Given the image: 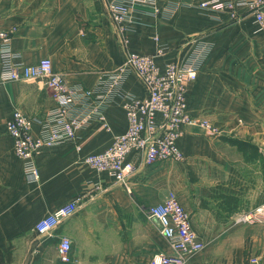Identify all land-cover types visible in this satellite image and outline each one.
<instances>
[{
    "label": "crops",
    "instance_id": "obj_1",
    "mask_svg": "<svg viewBox=\"0 0 264 264\" xmlns=\"http://www.w3.org/2000/svg\"><path fill=\"white\" fill-rule=\"evenodd\" d=\"M201 1L160 0L166 8L161 17L143 6L128 33L131 49L140 53L153 54L163 44L161 64L200 59L188 110L210 119L219 133L207 136L200 127L185 126L178 140L182 161L146 165L135 157L125 184L84 162L126 130L121 97L101 103L107 126L94 111L96 93L74 106L72 115L91 114L89 123L77 130L75 141L43 148L36 156L39 180L29 182L6 122L15 108L43 119L56 105L55 92L43 80L0 81V264H146L155 253L172 251L147 213L170 190L206 244L189 254L186 264H245L251 255L264 256V226L235 221L264 204V30L245 7L239 18H231L201 8ZM0 28L11 32V47L21 61L50 58L68 84L85 89L96 90L101 72L125 61L104 0H0ZM122 91L146 96L132 71ZM226 138L257 145L256 156L247 158ZM73 199H78L76 212L53 234H39L37 224ZM62 236L72 240L69 262L57 251Z\"/></svg>",
    "mask_w": 264,
    "mask_h": 264
},
{
    "label": "built area",
    "instance_id": "obj_2",
    "mask_svg": "<svg viewBox=\"0 0 264 264\" xmlns=\"http://www.w3.org/2000/svg\"><path fill=\"white\" fill-rule=\"evenodd\" d=\"M104 1L116 26L125 61L115 70L101 72L96 90L68 84L64 73L54 71L50 58H42L35 64L24 63L11 47V32L0 28V81L43 80L56 96V105L47 110L43 119H36L15 108L6 122L7 133L13 138L14 152L22 160L23 171L29 182L39 180L36 156L43 148L75 141L77 130L89 123L91 114L79 117L73 116L71 111L95 93L99 103L94 111L105 126V116L100 111L101 103L112 96L122 98L127 128L123 133L115 134L111 144L104 150L86 155L84 162L122 184L128 182L135 170V157H139L146 165L165 160L182 161L184 154L178 140L185 126L200 127L207 136L219 133L210 119L195 117L188 110L189 85L198 76L199 58L161 64L157 57L165 51L163 44H159L153 54L140 53L130 47L128 31L136 18V12L147 6L150 8L147 13L158 16L162 12L159 0ZM199 6L226 12L231 18H239V9L245 7L257 29L264 30V0H202ZM155 40L159 41V37L155 36ZM129 71L135 73L145 88V97L123 93V81ZM36 124L38 128H35ZM77 148L80 149V145ZM77 202L78 199H73L48 214L37 224L38 233L53 234L61 222L76 212ZM147 213L172 251L157 252L146 264H186L189 254L205 248L203 238L193 228L191 215L182 205L176 191L170 190L164 200L150 206ZM235 221H264V204L253 212L238 214ZM71 248L70 237L62 236L57 248L61 261L71 260ZM245 264H264V256L251 255Z\"/></svg>",
    "mask_w": 264,
    "mask_h": 264
},
{
    "label": "trees",
    "instance_id": "obj_3",
    "mask_svg": "<svg viewBox=\"0 0 264 264\" xmlns=\"http://www.w3.org/2000/svg\"><path fill=\"white\" fill-rule=\"evenodd\" d=\"M231 144L237 146V148L244 152L247 155V158H252L256 156V152L258 150V146L251 143L250 141L234 139V138H226ZM263 169H264V158H262Z\"/></svg>",
    "mask_w": 264,
    "mask_h": 264
},
{
    "label": "rangeland",
    "instance_id": "obj_4",
    "mask_svg": "<svg viewBox=\"0 0 264 264\" xmlns=\"http://www.w3.org/2000/svg\"><path fill=\"white\" fill-rule=\"evenodd\" d=\"M159 3H160V0H159ZM160 6H161V8H162V12L158 15L159 17H161V16H165V12H166V8H165V6H162L161 5V3H160ZM261 206V204L260 205H258V204H255L254 205V208L252 209V210H248V211H246L245 213H248V212H253L254 210H256L258 207H260ZM239 223H241V222H239ZM244 225H251V226H264V221H256V222H253V223H251V222H247V223H243Z\"/></svg>",
    "mask_w": 264,
    "mask_h": 264
}]
</instances>
